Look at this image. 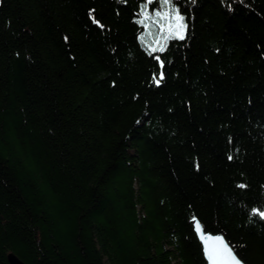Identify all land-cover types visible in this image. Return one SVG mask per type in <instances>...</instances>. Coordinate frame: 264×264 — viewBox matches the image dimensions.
Here are the masks:
<instances>
[{"label": "trees", "instance_id": "1", "mask_svg": "<svg viewBox=\"0 0 264 264\" xmlns=\"http://www.w3.org/2000/svg\"><path fill=\"white\" fill-rule=\"evenodd\" d=\"M171 2L0 0V264H264V0Z\"/></svg>", "mask_w": 264, "mask_h": 264}, {"label": "rangeland", "instance_id": "2", "mask_svg": "<svg viewBox=\"0 0 264 264\" xmlns=\"http://www.w3.org/2000/svg\"><path fill=\"white\" fill-rule=\"evenodd\" d=\"M159 5V10L150 11L149 13H147L151 19H147L149 21V23H147V29L140 37L142 44L151 51H155L153 49H156V51H158L159 48L164 47L168 39L176 38V33L178 31H180L184 36V28L182 30L178 27L169 29L167 26H165L163 31L160 30L159 24L167 25L169 22H171L173 25H177V21L174 19V17L178 11L171 0H167V2L166 0H160ZM156 12L168 13V16L165 17L164 20H160L159 24H155L153 23V21L159 19L155 15Z\"/></svg>", "mask_w": 264, "mask_h": 264}, {"label": "snow or ice", "instance_id": "3", "mask_svg": "<svg viewBox=\"0 0 264 264\" xmlns=\"http://www.w3.org/2000/svg\"><path fill=\"white\" fill-rule=\"evenodd\" d=\"M153 0H148V3H152ZM159 2V0H157V3ZM167 2V0H166ZM156 17H158L159 19L158 20H154L153 23L155 24H159V21L160 20H164L165 17L168 16V13H160V12H156L155 13ZM144 17L145 19H151L147 12L145 11L144 12ZM174 19L177 21V25H173L171 22H169L167 25H164V24H159V27H160V30L163 31L164 27L167 26L169 29L173 28V27H178L179 29H183L184 27H186L182 21H183V17L180 16L179 12H177L175 14V17ZM139 23L143 24L144 21L141 20V21H138ZM147 26V25H146ZM176 38L178 39H184V36L181 34L180 31H178L176 33ZM67 39V38H66ZM153 50H156V49H153ZM159 51H164V48L161 47L158 49ZM157 59H159V57H157ZM160 79H163V75L161 74V77ZM156 83L159 84V80H156ZM231 159V157H229ZM241 187H243L241 185ZM259 215H261L262 217H264V212H261L259 213ZM199 230V228H198ZM201 239L203 241V247L206 251V254H207V257L209 259V261H213V264H215V261L213 259L214 255H217V254H220L221 252L223 253H227L228 257L231 258V260L233 261V264H243L242 261H240L232 252V250L230 249V247L225 244L224 240L222 239V237L220 236H216V237H213L211 234H208V235H204L202 234L201 235ZM216 245H219L221 246L220 248H217L215 247Z\"/></svg>", "mask_w": 264, "mask_h": 264}, {"label": "water", "instance_id": "4", "mask_svg": "<svg viewBox=\"0 0 264 264\" xmlns=\"http://www.w3.org/2000/svg\"><path fill=\"white\" fill-rule=\"evenodd\" d=\"M192 226H193L194 234H195L199 244L202 247V253H203V256H204V259H205L206 263L207 264H213V261H209V259L207 257L206 251H205V249L203 247V241L201 239V235L204 234L206 236L208 234H211L213 237L220 236L224 240L225 244H227L228 246H229V244L227 243V241L225 240V238L222 235L212 234V233H205V231L203 230L202 226L200 225V223L198 221H193L192 222ZM198 228H199V230H198ZM215 247L220 248L221 246L216 245ZM230 249L232 250L233 254L238 258V256L235 254L233 249L231 247H230ZM213 259L215 261V264H233V261L231 260L230 257H228L227 253L221 252L220 254L214 255ZM7 261H8L9 264H24L19 258H17L12 253H9L7 255Z\"/></svg>", "mask_w": 264, "mask_h": 264}, {"label": "bare ground", "instance_id": "5", "mask_svg": "<svg viewBox=\"0 0 264 264\" xmlns=\"http://www.w3.org/2000/svg\"><path fill=\"white\" fill-rule=\"evenodd\" d=\"M143 17V16H142Z\"/></svg>", "mask_w": 264, "mask_h": 264}]
</instances>
